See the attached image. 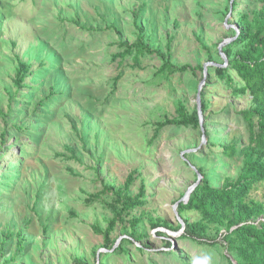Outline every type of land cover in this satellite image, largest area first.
Masks as SVG:
<instances>
[{
	"label": "rangeland",
	"instance_id": "obj_1",
	"mask_svg": "<svg viewBox=\"0 0 264 264\" xmlns=\"http://www.w3.org/2000/svg\"><path fill=\"white\" fill-rule=\"evenodd\" d=\"M135 8L154 54L121 59L119 43L139 35ZM261 10L259 0H0V264H237L222 247V228L209 225L201 242L181 238L176 211L199 168L216 188L241 175L244 157L229 158L224 147L248 146L240 112L251 97L233 96L208 75L214 147L192 128L168 127L154 139L155 124L179 118L180 104L198 109L205 77L162 74L155 52L178 66L205 68L212 58L226 67L221 45L238 36L243 12ZM18 59L32 67L22 90L14 85ZM129 178L125 197L142 194L143 205L118 224L109 251V206ZM249 198L264 204V183ZM134 232L141 243L130 239Z\"/></svg>",
	"mask_w": 264,
	"mask_h": 264
},
{
	"label": "trees",
	"instance_id": "obj_2",
	"mask_svg": "<svg viewBox=\"0 0 264 264\" xmlns=\"http://www.w3.org/2000/svg\"><path fill=\"white\" fill-rule=\"evenodd\" d=\"M254 0H251L253 2ZM264 3V0H259ZM238 4L234 2L232 11H236ZM143 9H134V23L139 35L134 44L127 42L119 43L123 53L119 58L125 59L131 57L134 53L154 52L145 44L146 37L144 29L139 25L138 17ZM239 34L235 40L223 48V53L227 59L228 65L222 66L223 61L215 62L210 58L209 63L216 64L208 67L210 79L216 78L224 82L227 88L235 97H251V106L249 109L240 112V117L247 124L249 133V144L247 147L238 150L237 146L232 144L224 147V155L234 158L241 154L244 157V166L241 175L235 182H229L222 188H216L211 185L208 174L203 168H199L202 176L200 184L191 193L188 203L181 202L178 207V213L183 221L180 229L184 227V234L181 238H189L196 242L209 239V225L217 226L224 230L222 247L236 257L237 264H264V221H257L264 216V204L249 198L251 192L260 184L264 183V10L254 14L242 13L239 16ZM240 49V47H242ZM163 61L160 73L168 76L176 74H185L197 71L204 73L203 67L192 68L190 66H178L173 64L172 57L169 54L155 52ZM18 69L14 85L17 90L26 88V80L31 76L32 67L18 59ZM208 84H205L201 95V109L204 118V134L207 140V147H214L210 140V134L207 127L209 120V110L211 102L206 101L204 96ZM47 97L46 99H50ZM157 139L160 132L168 127H184L194 130H201L199 110L190 113L183 105H179V118L165 119L163 122L155 124ZM16 129H20L17 126ZM202 131V130H201ZM5 133L1 137L5 138ZM188 158V156H186ZM131 178L125 184V189L114 193V204L109 207L114 212L113 219L109 222L104 237V249L113 251L115 245L112 242V235L120 222L130 211L143 205L142 194L136 197H125V193L132 186ZM104 191L113 192L112 188H105ZM194 212L201 218L199 222H191L186 218L187 213ZM163 225L168 231H175L167 223L154 224V228ZM97 232L100 231L95 228ZM130 239L133 242L141 243L142 238L136 232L132 233ZM171 247V243H168ZM213 245H218L215 240ZM24 241L18 243V254L24 251ZM169 246V247H170ZM140 252L144 251L143 246ZM123 251L119 247L116 252ZM168 254V253H165ZM2 256V254H1ZM233 264V263H231Z\"/></svg>",
	"mask_w": 264,
	"mask_h": 264
},
{
	"label": "water",
	"instance_id": "obj_3",
	"mask_svg": "<svg viewBox=\"0 0 264 264\" xmlns=\"http://www.w3.org/2000/svg\"><path fill=\"white\" fill-rule=\"evenodd\" d=\"M234 40H235V38L230 39V40H228L227 43L230 44V43H232ZM224 47H225V44H222L221 47H220V50H221L222 57L226 60V57H225V55H224V53H223V48H224ZM212 65H214V66H218V65L213 64V63H209V64H207V65L205 66V68H204V74H205V77H204V80H203V82H202V84H201V86H200L199 92H198V110H199V116H200L201 130H202L203 134H204L205 130H204V118H203V115H202L201 99H200V97H201V92H202V90H203V87L205 86L206 81H207V78H208V70H207L208 68H207V67H208V66H212ZM204 136H205V134H204ZM194 168H195V167H194ZM198 172H199V171H198ZM198 174H199V177H200L199 181H198L193 187H191V188L189 189V191L187 192L186 196L184 197V200H181L180 202H178L177 206H179V204H180L181 202L186 203V202L189 200L191 193H192V192L196 189V187L200 184L201 179H202V176H201L200 173H198ZM176 215H177V218L180 220V222H183L182 219H181L180 216H179V213H178L177 211H176ZM182 224H183V223H182Z\"/></svg>",
	"mask_w": 264,
	"mask_h": 264
}]
</instances>
